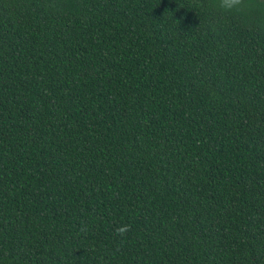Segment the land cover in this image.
Listing matches in <instances>:
<instances>
[{"label":"trees","instance_id":"1","mask_svg":"<svg viewBox=\"0 0 264 264\" xmlns=\"http://www.w3.org/2000/svg\"><path fill=\"white\" fill-rule=\"evenodd\" d=\"M0 264H264V0H0Z\"/></svg>","mask_w":264,"mask_h":264},{"label":"clouds","instance_id":"2","mask_svg":"<svg viewBox=\"0 0 264 264\" xmlns=\"http://www.w3.org/2000/svg\"><path fill=\"white\" fill-rule=\"evenodd\" d=\"M219 8L226 12H231L233 10L241 8V6L244 4V0H217ZM116 235L120 237H124L128 231H130V226L123 225L121 227H118L116 230ZM81 232L86 233L87 228L81 227Z\"/></svg>","mask_w":264,"mask_h":264}]
</instances>
